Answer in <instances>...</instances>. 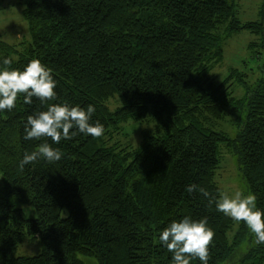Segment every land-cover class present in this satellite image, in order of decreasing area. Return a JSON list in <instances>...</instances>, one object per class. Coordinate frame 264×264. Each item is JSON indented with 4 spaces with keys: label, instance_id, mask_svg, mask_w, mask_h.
I'll return each instance as SVG.
<instances>
[{
    "label": "trees",
    "instance_id": "obj_1",
    "mask_svg": "<svg viewBox=\"0 0 264 264\" xmlns=\"http://www.w3.org/2000/svg\"><path fill=\"white\" fill-rule=\"evenodd\" d=\"M21 1L31 40L18 48L0 38V69L4 58L18 70L39 59L58 99L27 105L20 94L0 111V264H173L159 235L184 216L207 217L215 233L208 264H264V244L244 222L229 239L235 221L185 190L194 183L219 197L214 172L227 144L264 211V80L235 98L214 71L226 39L255 27L239 24L234 0ZM64 102L94 105L90 122L103 135L24 139L29 115ZM229 110L240 121L234 138L214 128ZM131 121L152 124L140 143L113 140ZM44 142L62 158L21 170L24 154ZM16 200L34 204L37 217ZM33 238L41 253L16 256Z\"/></svg>",
    "mask_w": 264,
    "mask_h": 264
},
{
    "label": "clouds",
    "instance_id": "obj_2",
    "mask_svg": "<svg viewBox=\"0 0 264 264\" xmlns=\"http://www.w3.org/2000/svg\"><path fill=\"white\" fill-rule=\"evenodd\" d=\"M12 64L9 58L3 59L0 69V111H11L16 106L17 98L23 94V102L27 105L33 103V97L41 104L58 99L55 91L57 82L53 78L52 70L41 63L39 59L31 60L23 70L10 69ZM95 112L92 104L86 109L67 102L50 103L46 110L36 111L27 117L25 125V140H40L49 138L52 143L59 144L62 140H71L77 133L92 137H100L104 127L96 121L91 123ZM43 158L49 163L57 162L62 158L58 149L44 142L36 151L25 153L20 161L19 168L32 164ZM189 194L199 192L211 204L215 202L217 211L230 217L236 222H244L255 236L256 244H264V211L257 208L255 194L244 195L236 191L233 195L222 192L219 197L211 195L204 188L192 183L185 189ZM214 231L208 227L207 217L194 220L184 216L179 220H172L160 232V243L172 253L173 264H190L193 259H199L201 264H208L210 259L209 247L213 242Z\"/></svg>",
    "mask_w": 264,
    "mask_h": 264
},
{
    "label": "rangeland",
    "instance_id": "obj_3",
    "mask_svg": "<svg viewBox=\"0 0 264 264\" xmlns=\"http://www.w3.org/2000/svg\"><path fill=\"white\" fill-rule=\"evenodd\" d=\"M234 3L239 24L243 26L253 23L255 27H244L226 39L223 62L214 71L219 80H226L233 97L243 98L264 80V17L261 14L263 0H234ZM23 11L24 4L21 0H0V38L18 48L31 40L29 24ZM109 104L111 108L116 105L113 102L112 105L110 102ZM238 117L229 110L223 119L217 121L214 128L234 138L240 122ZM142 126L151 128L152 124L131 121L124 125L123 134L121 132L113 140L137 146L141 140ZM214 179L220 186L221 193H251L239 168L237 156L227 144L220 147V163L214 172ZM15 204L23 209L28 218L37 217L34 204L18 200ZM240 224L241 222L235 221L229 231V239H232ZM41 251L40 239L33 238L20 243L15 249V255L35 256Z\"/></svg>",
    "mask_w": 264,
    "mask_h": 264
}]
</instances>
